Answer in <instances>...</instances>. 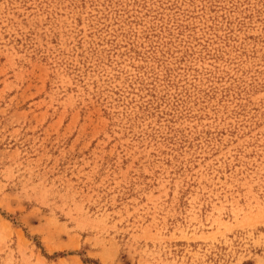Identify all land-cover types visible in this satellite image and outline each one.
<instances>
[{
    "label": "rangeland",
    "instance_id": "374dc122",
    "mask_svg": "<svg viewBox=\"0 0 264 264\" xmlns=\"http://www.w3.org/2000/svg\"><path fill=\"white\" fill-rule=\"evenodd\" d=\"M0 264H264V0H0Z\"/></svg>",
    "mask_w": 264,
    "mask_h": 264
}]
</instances>
